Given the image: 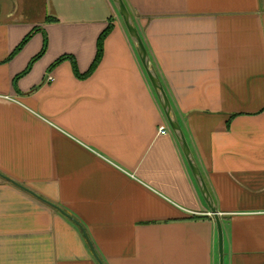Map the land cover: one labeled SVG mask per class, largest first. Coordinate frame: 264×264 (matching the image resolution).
<instances>
[{
	"label": "crops",
	"instance_id": "crops-1",
	"mask_svg": "<svg viewBox=\"0 0 264 264\" xmlns=\"http://www.w3.org/2000/svg\"><path fill=\"white\" fill-rule=\"evenodd\" d=\"M124 3L217 208L224 264H264V0ZM219 262L114 1L0 0V264Z\"/></svg>",
	"mask_w": 264,
	"mask_h": 264
},
{
	"label": "water",
	"instance_id": "water-1",
	"mask_svg": "<svg viewBox=\"0 0 264 264\" xmlns=\"http://www.w3.org/2000/svg\"><path fill=\"white\" fill-rule=\"evenodd\" d=\"M113 1L124 20V23L127 27L129 35L131 36V38L135 41L137 45V53H139L141 62L143 66L146 68L149 80L152 82L155 92L158 95L160 104L162 106V109H164L168 123H170L171 129L175 137L178 138L182 151H184L185 157L188 161V164L190 165L191 170L193 171L195 179H197L198 181L201 193H203L206 203H208V206L211 208L212 213L215 217V221H217L218 235H219V250H220L219 264H224L225 249H224L223 228H222V223L219 220L217 208L214 205V201L212 199L211 193H209L207 184L205 183V180L202 177L200 169L198 165L196 164L193 153L192 151H190L189 145L187 143L186 137L183 134L182 128L180 124L177 122V118L174 114V110L171 107L168 95H166L162 82L159 81V78L157 76V73L154 67H152L150 64L149 53L146 50V47H145V44L143 43L142 38H140L137 27L135 26V24H133L130 11L127 10L124 0H113ZM75 224L79 226L77 222H75ZM84 234H85V237L87 238V234L85 231H84Z\"/></svg>",
	"mask_w": 264,
	"mask_h": 264
},
{
	"label": "trees",
	"instance_id": "trees-1",
	"mask_svg": "<svg viewBox=\"0 0 264 264\" xmlns=\"http://www.w3.org/2000/svg\"><path fill=\"white\" fill-rule=\"evenodd\" d=\"M113 27L110 25L99 37V45H98V52H97V58L95 60V62L92 64V66L90 67L91 72H93L95 70V68L97 67V65L100 63L101 59H102V52H103V44H104V38L112 31ZM35 32L30 33V35L28 37H26L23 41L22 44L16 49V52L20 51L30 40V38L32 37V35ZM15 52V54H16ZM37 59V58H36ZM65 60V58H61L55 65L59 64L61 61ZM35 61V60H34ZM33 63V62H32ZM54 65V66H55ZM74 69L76 71H78V69L76 68V66H74Z\"/></svg>",
	"mask_w": 264,
	"mask_h": 264
},
{
	"label": "built area",
	"instance_id": "built-area-1",
	"mask_svg": "<svg viewBox=\"0 0 264 264\" xmlns=\"http://www.w3.org/2000/svg\"><path fill=\"white\" fill-rule=\"evenodd\" d=\"M160 133H161V134H166V133H167L166 128L163 127V128L161 129Z\"/></svg>",
	"mask_w": 264,
	"mask_h": 264
}]
</instances>
